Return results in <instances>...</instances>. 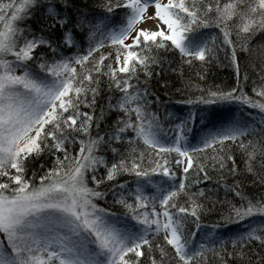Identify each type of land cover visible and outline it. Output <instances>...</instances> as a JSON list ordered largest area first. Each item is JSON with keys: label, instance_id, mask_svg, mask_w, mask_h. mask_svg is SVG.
<instances>
[{"label": "snow or ice", "instance_id": "6c2138e0", "mask_svg": "<svg viewBox=\"0 0 264 264\" xmlns=\"http://www.w3.org/2000/svg\"><path fill=\"white\" fill-rule=\"evenodd\" d=\"M177 55L235 83L198 73L162 115L151 80ZM241 175L264 188V0H0V264H264ZM217 204L246 227L203 226Z\"/></svg>", "mask_w": 264, "mask_h": 264}, {"label": "trees", "instance_id": "16d2710c", "mask_svg": "<svg viewBox=\"0 0 264 264\" xmlns=\"http://www.w3.org/2000/svg\"><path fill=\"white\" fill-rule=\"evenodd\" d=\"M88 0H76L77 6H83ZM28 23L31 25L33 30L39 31L44 25L40 19V15L37 12ZM260 40H256L255 44L259 45ZM171 59V57H169ZM175 69V70H174ZM159 75L154 73V76L151 80L150 91L154 92L156 96L160 98V110L162 115H166L168 112H172L176 115L182 114L185 106L179 101L187 98V93L182 95L180 92H177V88H182L183 83L192 79L193 82L197 81V74L201 73L206 76L205 81L203 82L204 87L208 85L220 86L222 88H227L229 85L235 83V74L234 70L228 65V62L223 60L221 57L220 62L213 61L212 63L205 65L203 67H189L184 65L181 67L179 63V56L176 57V63H173L171 67L161 68L158 70ZM248 91H251V87L248 88ZM104 102L101 100V103ZM155 107V106H153ZM98 110V109H97ZM217 114H228L238 113L236 111L235 105H217L214 109ZM246 113L251 116L254 113V110L246 109ZM239 114V113H238ZM114 118V117H113ZM255 119H259V116H253ZM110 122V121H109ZM237 163H240L239 156H237ZM41 161H36L33 167H39ZM227 182L232 183V177L226 176ZM237 179L241 180L243 183L244 194L251 197H259L264 193V188L256 183L254 184L253 177L251 175H241ZM217 176L213 174L212 180L210 182H203L201 187H215ZM211 196L219 195L223 197V191L221 190L218 194L212 193ZM226 209H222L219 204H217L215 210L206 215L205 218L201 221L203 226L211 227L213 224H219V233L225 237L230 236L233 233H236L246 227L245 224L241 223L239 225L230 224L221 219L222 213H225ZM208 264H218L217 259L214 257L212 252L207 253ZM229 264H238L235 260H229Z\"/></svg>", "mask_w": 264, "mask_h": 264}, {"label": "bare ground", "instance_id": "6f19581e", "mask_svg": "<svg viewBox=\"0 0 264 264\" xmlns=\"http://www.w3.org/2000/svg\"><path fill=\"white\" fill-rule=\"evenodd\" d=\"M142 27L148 29V30H155L158 25L155 23V21H147L145 22Z\"/></svg>", "mask_w": 264, "mask_h": 264}, {"label": "rangeland", "instance_id": "374dc122", "mask_svg": "<svg viewBox=\"0 0 264 264\" xmlns=\"http://www.w3.org/2000/svg\"><path fill=\"white\" fill-rule=\"evenodd\" d=\"M146 22H147V21H146ZM144 23H145V22H143L142 25H143ZM142 25H141V26H142ZM233 114L238 115V113H233ZM225 115H227V114H225ZM218 231H219V230H218Z\"/></svg>", "mask_w": 264, "mask_h": 264}]
</instances>
